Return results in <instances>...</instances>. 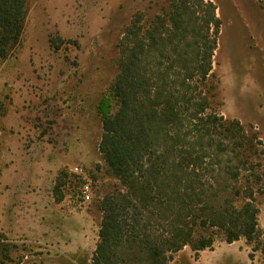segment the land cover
Returning <instances> with one entry per match:
<instances>
[{
	"label": "rangeland",
	"instance_id": "1",
	"mask_svg": "<svg viewBox=\"0 0 264 264\" xmlns=\"http://www.w3.org/2000/svg\"><path fill=\"white\" fill-rule=\"evenodd\" d=\"M212 1V106L258 134L264 171V0ZM168 11V0H28L20 41L0 60V264H93L100 202L125 189L99 150L101 104L118 107L125 32ZM257 189L264 241V175ZM213 233L212 248L185 245L168 264H264L254 243Z\"/></svg>",
	"mask_w": 264,
	"mask_h": 264
},
{
	"label": "trees",
	"instance_id": "2",
	"mask_svg": "<svg viewBox=\"0 0 264 264\" xmlns=\"http://www.w3.org/2000/svg\"><path fill=\"white\" fill-rule=\"evenodd\" d=\"M168 3L146 28L133 22L125 32L112 87L118 107L101 104L99 150L125 189L100 202L93 264H168L185 245L212 248L213 229L264 253L256 204L263 142L217 112L209 95L216 6ZM27 13L28 0H0V60L20 41Z\"/></svg>",
	"mask_w": 264,
	"mask_h": 264
},
{
	"label": "built area",
	"instance_id": "3",
	"mask_svg": "<svg viewBox=\"0 0 264 264\" xmlns=\"http://www.w3.org/2000/svg\"><path fill=\"white\" fill-rule=\"evenodd\" d=\"M82 197L83 198H90V194H89V190H88V186H84V188H82Z\"/></svg>",
	"mask_w": 264,
	"mask_h": 264
}]
</instances>
